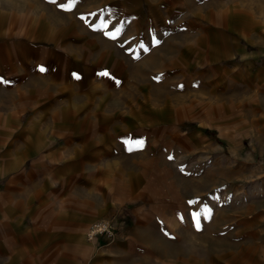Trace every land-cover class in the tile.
<instances>
[{
  "label": "crops",
  "instance_id": "0c3cea01",
  "mask_svg": "<svg viewBox=\"0 0 264 264\" xmlns=\"http://www.w3.org/2000/svg\"><path fill=\"white\" fill-rule=\"evenodd\" d=\"M206 34L240 55L228 95L263 93L264 0H0V264L214 259L177 239L190 217L227 210L221 128L201 96L215 82L193 67ZM165 50L171 64L150 70ZM141 64L178 76L165 98L138 82ZM211 171L217 183L195 188ZM100 219L115 234L90 242Z\"/></svg>",
  "mask_w": 264,
  "mask_h": 264
},
{
  "label": "rangeland",
  "instance_id": "374dc122",
  "mask_svg": "<svg viewBox=\"0 0 264 264\" xmlns=\"http://www.w3.org/2000/svg\"><path fill=\"white\" fill-rule=\"evenodd\" d=\"M220 8L222 7H217V9ZM218 18L220 20H216L217 23L223 25V16L218 15ZM205 30L209 31L208 28ZM207 35L209 34L196 42H202L201 50L204 53L201 54L202 56H196L197 60L193 67L200 66L198 70H203L205 76H209L215 82L212 87L207 84L205 93L201 96H204L206 100L203 111L213 118L209 123L212 127L221 128L222 131L216 128L211 129L214 131L213 135L217 136V140L224 146L226 154V167L218 174H223L227 180V210L211 213L206 217L200 215L190 217V219H196L197 229L181 230L177 239L183 241L196 239L201 245L208 243L212 249L210 256H214V259L208 261L200 252L202 254L200 257L205 261L200 258L198 264H264V92L260 91L258 96L253 92L254 100L249 95L245 96L244 92L240 94L242 97L237 99L228 95V74L230 68L239 62L240 55L230 56L223 34L212 36V38ZM208 39L216 43V47L208 46ZM165 51L167 54L157 57L150 63L152 68L150 70L162 68L163 65L172 61L174 53L171 50ZM208 62L214 66L210 67L212 64ZM143 68L144 65L141 64L137 75L138 82H156L158 88L151 92L160 93L161 97L165 98L173 79H177L178 76L175 72L154 75L151 74L152 71H145ZM240 109L247 112L244 114V120L240 119L237 123L235 112L241 111ZM200 121L205 123L203 120ZM215 121L221 125H217ZM211 172L212 183L196 185L195 188L208 189L217 183L218 174L215 171ZM186 186L192 185L186 183ZM223 205L224 203L222 207ZM101 220L111 221L114 226L111 219H100L89 224L86 233L90 242L108 238L104 234H98L94 239L88 236L89 227Z\"/></svg>",
  "mask_w": 264,
  "mask_h": 264
},
{
  "label": "built area",
  "instance_id": "2783aa9c",
  "mask_svg": "<svg viewBox=\"0 0 264 264\" xmlns=\"http://www.w3.org/2000/svg\"><path fill=\"white\" fill-rule=\"evenodd\" d=\"M98 234H104L110 239L114 233V226L111 221L101 220L95 222L89 227L88 236L90 239H94V237Z\"/></svg>",
  "mask_w": 264,
  "mask_h": 264
},
{
  "label": "snow or ice",
  "instance_id": "6c2138e0",
  "mask_svg": "<svg viewBox=\"0 0 264 264\" xmlns=\"http://www.w3.org/2000/svg\"><path fill=\"white\" fill-rule=\"evenodd\" d=\"M63 6V5H62ZM117 33H119V29L117 30ZM111 35V34H110ZM44 69L43 68H41V71H43ZM108 73L107 72H105V73H103V75H107ZM136 146L137 147H143V141L141 140V141H138L137 142V144H136ZM131 150V149H130ZM171 158V157H170ZM197 227H199V224H197Z\"/></svg>",
  "mask_w": 264,
  "mask_h": 264
}]
</instances>
